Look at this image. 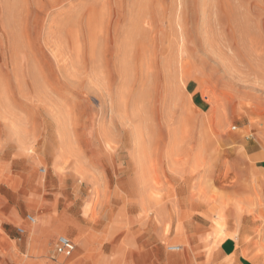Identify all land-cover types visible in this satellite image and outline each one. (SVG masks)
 <instances>
[{
	"label": "rangeland",
	"instance_id": "obj_1",
	"mask_svg": "<svg viewBox=\"0 0 264 264\" xmlns=\"http://www.w3.org/2000/svg\"><path fill=\"white\" fill-rule=\"evenodd\" d=\"M58 259L264 264V0H0V264Z\"/></svg>",
	"mask_w": 264,
	"mask_h": 264
},
{
	"label": "built area",
	"instance_id": "obj_2",
	"mask_svg": "<svg viewBox=\"0 0 264 264\" xmlns=\"http://www.w3.org/2000/svg\"><path fill=\"white\" fill-rule=\"evenodd\" d=\"M27 220L29 222H34V218H32L31 216H27ZM54 250H55V253L57 255L68 258V257L72 256V254L74 253L75 244L70 238L63 236V235H60L56 239ZM168 250L174 252V251L180 250V247L179 246H170V247H168Z\"/></svg>",
	"mask_w": 264,
	"mask_h": 264
},
{
	"label": "bare ground",
	"instance_id": "obj_3",
	"mask_svg": "<svg viewBox=\"0 0 264 264\" xmlns=\"http://www.w3.org/2000/svg\"><path fill=\"white\" fill-rule=\"evenodd\" d=\"M235 167V166H234ZM234 170V169H233ZM159 221V220H158ZM37 228H38V225H34V226H32V229H33V231H36L37 230ZM74 242L76 243V245H79L80 247L82 246V247H84V244H83V242H82V240L80 239V238H74ZM78 247V246H77ZM76 255V254H75ZM77 256V255H76ZM75 257V256H74ZM62 258V257H61ZM73 258V257H72ZM57 262H58V264H63V263H65L66 262V260L65 259H58L57 260Z\"/></svg>",
	"mask_w": 264,
	"mask_h": 264
},
{
	"label": "crops",
	"instance_id": "obj_4",
	"mask_svg": "<svg viewBox=\"0 0 264 264\" xmlns=\"http://www.w3.org/2000/svg\"><path fill=\"white\" fill-rule=\"evenodd\" d=\"M81 248H83V249H84L85 247H82V246H81Z\"/></svg>",
	"mask_w": 264,
	"mask_h": 264
}]
</instances>
